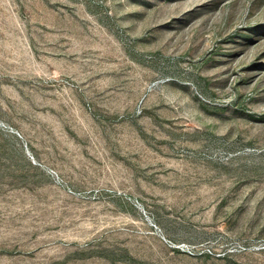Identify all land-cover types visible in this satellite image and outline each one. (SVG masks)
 Segmentation results:
<instances>
[{
    "label": "rangeland",
    "instance_id": "1",
    "mask_svg": "<svg viewBox=\"0 0 264 264\" xmlns=\"http://www.w3.org/2000/svg\"><path fill=\"white\" fill-rule=\"evenodd\" d=\"M0 264H264V0H0Z\"/></svg>",
    "mask_w": 264,
    "mask_h": 264
}]
</instances>
